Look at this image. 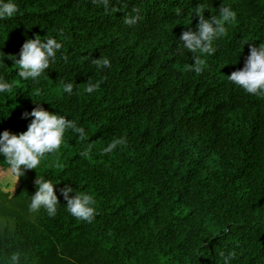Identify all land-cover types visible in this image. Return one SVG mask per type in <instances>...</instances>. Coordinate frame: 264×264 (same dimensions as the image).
Wrapping results in <instances>:
<instances>
[{
    "label": "trees",
    "instance_id": "16d2710c",
    "mask_svg": "<svg viewBox=\"0 0 264 264\" xmlns=\"http://www.w3.org/2000/svg\"><path fill=\"white\" fill-rule=\"evenodd\" d=\"M19 12L0 20V51L19 52L27 38L63 40L57 60L38 80H22L6 59L0 75L13 84L0 94V131H26L39 104L84 126L57 153L0 188V264H264V94L229 81L242 69L249 43L264 45V0H16ZM236 12L211 55L183 49L182 31L203 15ZM126 16H136L133 24ZM190 22V24H189ZM107 57L110 68H97ZM205 60L197 74L188 66ZM235 63V64H234ZM88 80H102L92 94ZM61 81L74 82L72 95ZM127 143L112 153L111 140ZM0 156V168L8 169ZM53 179L60 205L49 216L30 210L36 177ZM93 194L89 223L72 216L65 185ZM74 195V193L69 194Z\"/></svg>",
    "mask_w": 264,
    "mask_h": 264
},
{
    "label": "clouds",
    "instance_id": "9594fccd",
    "mask_svg": "<svg viewBox=\"0 0 264 264\" xmlns=\"http://www.w3.org/2000/svg\"><path fill=\"white\" fill-rule=\"evenodd\" d=\"M107 7L109 0H103ZM19 12V6L16 0H0V20L13 18ZM205 11L201 8L196 15L199 17L196 30L188 28L182 31L179 42L183 49L191 53H200L211 55L215 52L213 47L214 41L227 33V24H231L236 19V12L231 6L219 8V15H209L207 18L203 15ZM137 20L136 16H126L125 22L133 24ZM190 24V22H189ZM63 40L54 36H46L41 39L39 35L35 38H27L23 43L19 59L15 55L7 56L0 51V67L6 66L5 58L14 61L17 66V74L22 80L36 81L46 73L52 64L57 60V54L67 61L68 57L64 56L61 49ZM94 63L97 68H110L111 61L107 57L95 59ZM235 64V63H234ZM205 60L196 57L192 64L188 66L189 71L199 74L204 70ZM229 81L241 87L246 93L257 95L264 94V45L254 46L249 43V55L247 56L242 69L233 71L228 76ZM102 80L93 82L88 80L84 91L92 94L100 89ZM13 90V84L8 82L0 75V94L10 93ZM61 91L68 95L74 92V82L61 81ZM31 117L26 131L13 133L8 129L0 131V156L4 157L3 161L7 164L10 173L16 180L23 174L26 169H37L42 161L50 154L57 153L62 144L65 143V134L69 130L81 142H87L85 150L81 153L87 156L93 145L89 141V133L84 126L79 125L75 120L69 119L61 113H54L46 110L39 104L31 112L22 113L23 119ZM125 137H117L111 140L105 147L103 153H112L118 146L125 145ZM35 183L37 189L31 196L29 208L36 212L40 209L46 210L49 216L57 213V206L60 205L53 179H45L43 175L37 176ZM74 193V195H69ZM60 194L67 202V211L74 217L91 222L97 213L95 207L96 201L93 194L85 191H77L67 184L60 189ZM234 253L224 256L223 264H231ZM12 264H19V256L11 257Z\"/></svg>",
    "mask_w": 264,
    "mask_h": 264
},
{
    "label": "rangeland",
    "instance_id": "374dc122",
    "mask_svg": "<svg viewBox=\"0 0 264 264\" xmlns=\"http://www.w3.org/2000/svg\"><path fill=\"white\" fill-rule=\"evenodd\" d=\"M19 183V179L16 180V178L10 173L9 169L0 168V188L3 191L13 194L18 188ZM13 223L12 218H0L1 226L2 224L13 225Z\"/></svg>",
    "mask_w": 264,
    "mask_h": 264
}]
</instances>
